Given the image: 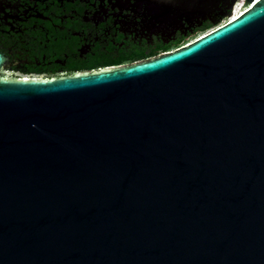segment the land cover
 Returning <instances> with one entry per match:
<instances>
[{
  "label": "water",
  "instance_id": "water-1",
  "mask_svg": "<svg viewBox=\"0 0 264 264\" xmlns=\"http://www.w3.org/2000/svg\"><path fill=\"white\" fill-rule=\"evenodd\" d=\"M0 264H264V0H0Z\"/></svg>",
  "mask_w": 264,
  "mask_h": 264
},
{
  "label": "flooded vegetation",
  "instance_id": "flooded-vegetation-1",
  "mask_svg": "<svg viewBox=\"0 0 264 264\" xmlns=\"http://www.w3.org/2000/svg\"><path fill=\"white\" fill-rule=\"evenodd\" d=\"M161 50H157V51H154V52H152L148 57H146L145 59H143V60H141V61H144V60H147V59H150V58H154V57H156V56H158V55H160V54H162V53H165V52H160ZM155 53V54H154ZM136 61L137 60V57H134V58H131V57H129L128 59H126V60H122L119 64H117V65H110V67H115V66H123V65H129V64H132L131 62L132 61ZM141 61H138V62H141ZM133 63H136V62H133ZM104 68H108V67H94V68H92V69H90L89 71H95V70H100V69H104ZM84 71H86V70H81V71H79V72H84ZM77 73V72H76ZM67 74H74V72H70V71H68V72H59V73H57V74H54L53 73V75L54 76H64V75H67Z\"/></svg>",
  "mask_w": 264,
  "mask_h": 264
},
{
  "label": "trees",
  "instance_id": "trees-1",
  "mask_svg": "<svg viewBox=\"0 0 264 264\" xmlns=\"http://www.w3.org/2000/svg\"><path fill=\"white\" fill-rule=\"evenodd\" d=\"M226 20V17L222 18L215 26H211L210 28L206 29V30H203L202 32H199V31H196L193 35H189L188 37H186V39H182L180 43L176 44V45H171L169 46L165 51H160V52H168V51H171V50H174L182 45H184L185 43H187V40L189 38H194L195 36L197 35H200L202 33H205L207 32L208 30L218 26L220 23L224 22ZM155 54V53H154ZM78 73V72H77ZM75 74V73H74ZM73 75V74H72Z\"/></svg>",
  "mask_w": 264,
  "mask_h": 264
},
{
  "label": "rangeland",
  "instance_id": "rangeland-1",
  "mask_svg": "<svg viewBox=\"0 0 264 264\" xmlns=\"http://www.w3.org/2000/svg\"><path fill=\"white\" fill-rule=\"evenodd\" d=\"M238 11H239V9H237L236 11L233 10V13H232V14L234 15V13L236 14ZM231 17H232V16H231ZM231 17H229V18H231ZM226 21H228V18H226V20H225L224 22L220 23L219 25L225 23ZM219 25H218V26H219ZM216 27H217V26H216ZM214 28H215V27H214ZM214 28H212V29H214ZM212 29H210V30H212ZM210 30H208V31H210ZM208 31H207V32H208ZM205 33H206V32H205ZM205 33H202V34H200V35H197V36H195L194 38H189V39L187 40V43H185L184 45H186V44L192 42L193 40H195V39L198 38L199 36H202V35L205 34Z\"/></svg>",
  "mask_w": 264,
  "mask_h": 264
},
{
  "label": "bare ground",
  "instance_id": "bare-ground-1",
  "mask_svg": "<svg viewBox=\"0 0 264 264\" xmlns=\"http://www.w3.org/2000/svg\"><path fill=\"white\" fill-rule=\"evenodd\" d=\"M236 15H237V13H236V14L234 13V15H233V16L235 17Z\"/></svg>",
  "mask_w": 264,
  "mask_h": 264
},
{
  "label": "built area",
  "instance_id": "built-area-1",
  "mask_svg": "<svg viewBox=\"0 0 264 264\" xmlns=\"http://www.w3.org/2000/svg\"><path fill=\"white\" fill-rule=\"evenodd\" d=\"M232 17H233V16H232ZM232 17H231V18H232ZM231 18H228V20H230Z\"/></svg>",
  "mask_w": 264,
  "mask_h": 264
}]
</instances>
